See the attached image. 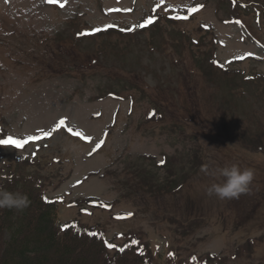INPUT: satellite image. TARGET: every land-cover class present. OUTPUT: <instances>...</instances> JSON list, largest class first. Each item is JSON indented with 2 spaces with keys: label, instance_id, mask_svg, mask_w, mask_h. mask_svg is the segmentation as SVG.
Returning <instances> with one entry per match:
<instances>
[{
  "label": "rangeland",
  "instance_id": "obj_1",
  "mask_svg": "<svg viewBox=\"0 0 264 264\" xmlns=\"http://www.w3.org/2000/svg\"><path fill=\"white\" fill-rule=\"evenodd\" d=\"M158 2L0 0V140L41 137L0 144V174L36 159L14 167L39 172L62 223L141 236L157 261L173 247L264 264V10ZM232 164L253 170L250 191L209 196Z\"/></svg>",
  "mask_w": 264,
  "mask_h": 264
},
{
  "label": "trees",
  "instance_id": "obj_2",
  "mask_svg": "<svg viewBox=\"0 0 264 264\" xmlns=\"http://www.w3.org/2000/svg\"><path fill=\"white\" fill-rule=\"evenodd\" d=\"M242 1L239 3L245 6L259 4L264 10V0ZM35 160L12 158L0 174V186L27 194L30 200L23 211L0 209V264H213L199 256L189 261L180 259L173 247L164 260L157 261L147 241L135 234L116 248H109L102 228L77 220L62 223L58 217L60 203L48 198L39 172L26 173L14 167L16 163L37 168ZM121 247L123 252L119 251Z\"/></svg>",
  "mask_w": 264,
  "mask_h": 264
},
{
  "label": "clouds",
  "instance_id": "obj_3",
  "mask_svg": "<svg viewBox=\"0 0 264 264\" xmlns=\"http://www.w3.org/2000/svg\"><path fill=\"white\" fill-rule=\"evenodd\" d=\"M208 170V165L201 168V171L204 172H208ZM218 172L224 180L222 183L212 184L207 189L209 196L214 194L220 199H233L250 191V185L254 179V172L251 168H241L238 164H232L218 169ZM29 205L30 200L27 194L10 191L0 186V209L23 211Z\"/></svg>",
  "mask_w": 264,
  "mask_h": 264
},
{
  "label": "snow or ice",
  "instance_id": "obj_4",
  "mask_svg": "<svg viewBox=\"0 0 264 264\" xmlns=\"http://www.w3.org/2000/svg\"><path fill=\"white\" fill-rule=\"evenodd\" d=\"M57 2H59V0H57ZM162 2H163V0H159V2L157 3V7H159L160 6V3H162ZM61 6H63V5H61ZM195 10L196 9H190V11H195ZM178 18H180V17H178ZM183 18L186 19L187 17H183ZM153 22H154V18L153 17H149L146 20H144V22L141 25H139V26L140 27H145L147 25H150ZM95 31H100V29H95ZM81 34L83 35V33H81ZM249 55H251V54H249ZM62 127H66V118L60 119L59 122L55 125V127L52 129L51 132H43V136H51L53 132L59 130ZM67 130L69 132H74V130L72 128H70V127L67 128ZM74 134L75 135H78V136H81V137H83L85 139L91 140V137L84 136V134L82 132H75ZM40 138L41 137H38V136L33 135V136H29L27 138V140H20V139H14L13 137L9 136L7 139L0 140V144H6V145L7 144H11V145H15L16 147L22 148L28 142L35 141V140H38ZM101 143H103V141H101ZM99 147H100V144H97V148H99ZM45 199H47V197H45ZM126 215L127 216H131L132 213H127ZM63 227L67 228L69 226L68 225H64ZM92 235H96V234L95 233H92ZM105 243H107V246L109 248H116L117 247L116 245L111 244V243H108L107 241H105ZM132 243L135 244V243H138V241H132ZM119 251L120 252H123L124 251V248L123 247L119 248ZM170 255H172V254L170 253Z\"/></svg>",
  "mask_w": 264,
  "mask_h": 264
}]
</instances>
